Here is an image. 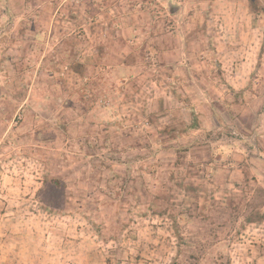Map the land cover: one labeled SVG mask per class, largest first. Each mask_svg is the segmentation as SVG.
I'll return each mask as SVG.
<instances>
[{"label":"rangeland","instance_id":"1","mask_svg":"<svg viewBox=\"0 0 264 264\" xmlns=\"http://www.w3.org/2000/svg\"><path fill=\"white\" fill-rule=\"evenodd\" d=\"M0 264H264V0H0Z\"/></svg>","mask_w":264,"mask_h":264}]
</instances>
